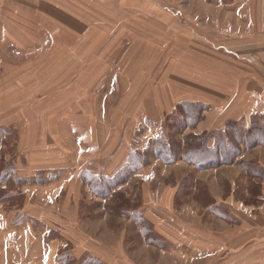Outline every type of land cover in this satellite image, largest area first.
<instances>
[{"label":"crops","instance_id":"crops-1","mask_svg":"<svg viewBox=\"0 0 264 264\" xmlns=\"http://www.w3.org/2000/svg\"><path fill=\"white\" fill-rule=\"evenodd\" d=\"M7 1L11 3L3 4L5 10L14 9L9 14L11 19H4L10 26L6 32L14 39L9 46L45 55H58L60 40L66 38L75 46H88L89 59L80 62L78 72L64 77L72 84L62 95L70 96L79 111L98 112L97 104L103 112L117 114L103 125L88 121L80 141L89 143L88 151L66 152V159L59 153L60 139L52 126L35 136L38 144H53L48 158L53 165L68 160L75 164L51 186L35 185L50 189V199L27 201L28 184H23L18 188L22 196L17 214L5 211L0 203V264H137L133 257L144 256L138 264H157L154 255H159L160 261L168 260L166 264H175L169 262L173 258H178L179 264L207 258L217 262L223 256L226 259L220 264H235L232 257L237 254L245 257L242 264H256L253 255L264 254V144L243 147L241 156L238 152L237 162H242L244 174L261 182L255 188L258 202L243 204L242 213L236 211L242 200L236 199L231 179L237 152H228L227 165L218 168L223 165L221 153L230 149L231 142L225 141L222 149L217 137H212L207 149L200 145L205 143L204 133L219 136L231 125L241 127L247 139L264 138V74L253 69L259 65L264 70V41H258L264 37V0H204L214 8L205 11L208 19L204 23L192 20L184 9L157 8V0ZM117 7H129L128 11L146 20L153 27L151 37L140 39L137 35V42L125 49L112 42V35L106 34L108 28L101 27L97 19L102 15L115 18L121 10ZM106 20L109 22V17ZM55 77L57 80L58 74ZM145 85L152 91L141 99L140 90ZM160 91L166 96L157 97ZM123 95L118 106L106 107L109 96L120 100ZM182 102H186L179 107L186 116L181 114L183 123L192 122L193 113L200 118L185 126L193 128L197 138L193 147L191 139L189 148L186 144L181 152L179 167L185 169L180 168L177 182L168 177L163 181L152 178L145 165L130 168L131 157L139 149L134 146L139 128H153L155 132L163 116ZM72 108L67 110H76ZM30 128L20 130L21 144L31 139ZM144 132L136 145L148 142L153 134L150 129ZM205 153L210 155L202 164ZM188 156L194 162H189ZM135 181L140 182L139 196L123 199L121 191ZM83 191L94 197L93 202L103 203V216L81 214ZM224 191L226 198L219 194ZM7 200L12 203L11 196ZM81 216L96 236L82 229ZM108 218L111 220L105 225ZM217 222L229 230L223 232ZM237 231L246 240L235 244Z\"/></svg>","mask_w":264,"mask_h":264},{"label":"rangeland","instance_id":"rangeland-1","mask_svg":"<svg viewBox=\"0 0 264 264\" xmlns=\"http://www.w3.org/2000/svg\"><path fill=\"white\" fill-rule=\"evenodd\" d=\"M10 3L11 2L7 0H0V203L3 204V209H5V211H12L13 214H17L21 209L19 204L22 196L20 193L21 190L18 189L19 186L28 184V190H26L27 193L26 196H24L27 201L29 199H33L34 201L43 199L46 201L47 199H50L49 193L51 190L46 189L47 187L38 188L35 185L51 186V184L58 181L59 178L67 172L68 168H72L75 164L68 160L57 166L53 165L54 163L52 161H48L54 148L53 144L48 142L38 144V142L35 141V136L42 135L47 127L50 128V126H52L53 129L51 128V130L60 139L59 153L62 158L66 159L69 151L78 150L81 152L84 151V153L88 151L87 147L89 143L86 142V145H84V143L80 141L84 138L85 128L89 125L90 121L95 120L98 124L103 125L112 114L115 115L117 113H105L103 112L104 109L101 110L102 107L97 104L95 108H98V112L89 113L79 111L77 109L78 107H73L74 103L71 102L70 96L67 97L62 95L63 92H65L64 90L68 88V85L72 84V80L65 79L64 77L73 72H78L77 70L82 68L80 62L89 59L87 56L88 46L85 47L82 45V48L80 46H75L74 44L76 43L74 41L66 38L60 40L58 55L33 53L34 49L31 52H25L15 47L13 44L9 46L12 42L14 43V39H12L13 37L6 32L7 28L10 26L4 23V19L10 20L11 17L9 14L12 10L14 11V9L8 7L5 10L3 4L10 5ZM114 6L116 5L114 4ZM156 7L160 9L162 7H167L171 8L173 11L184 9L185 14L186 11H188L192 20L199 19L200 23H204V19H208L206 17L207 12L205 11L212 12L214 9L211 6H208L204 0H157ZM117 8L125 11L122 12L121 10H118V14L115 15V18L108 15H102L97 19V22L101 27L108 28L106 34L109 36L112 35V42H118V46L125 49L127 46L137 42V37H135L137 35H140V39H144L146 36L149 38L151 37L153 27L148 26L146 20L141 19L139 15H135L128 11L127 9H129V7ZM5 14H8V16H5ZM108 17L109 22L106 20ZM182 20L185 21V16L182 17ZM119 30L121 31V35L117 34ZM99 33H102L100 29ZM15 35L19 36V32H16ZM258 39V41H264V37H258ZM91 40L92 39L87 41L86 45ZM252 41L254 42L257 40L254 39ZM84 52L86 55L83 57L82 54ZM261 57L263 60L264 52H261ZM253 69L264 74L263 68L259 65L253 66ZM56 74H58L57 80L55 79ZM152 77L154 76H151V78ZM151 83L150 79L148 84L151 85ZM147 85L140 90L142 94L141 99L145 96V92L152 91V89H147ZM58 89H60L59 93L57 92ZM156 96L165 97L166 95L163 91H160ZM124 97L125 95L121 96L119 100L117 96H109L106 107L115 108V106H118V104L124 100ZM185 103H177L175 111L170 114L165 113L166 115L163 116L161 126L158 127L155 132L153 128H139L136 141H134L135 148L138 147L139 149H137L131 157L129 162L130 168H138L145 165L146 169H150L152 178L161 179V181H163L165 177H168L169 179L172 178L174 183L177 182L176 178L179 176L178 173L180 172V168H183L179 167L181 152L183 149H186V144L187 148H189V142H192L191 139L193 142L192 145H190L193 147L197 138L194 129H185V126L195 124L196 119L200 118V114H198L199 117H197L196 113L195 115L193 113V121H187V123L184 121L185 123H183V121H181L183 118L181 117V114L184 115V113L179 111V107ZM94 105L95 104L90 103L91 107ZM38 107L41 109L49 107V109L41 111ZM69 107H73L72 109L76 110L70 112L67 110ZM58 109H66V111L57 112ZM204 110L205 107L202 108V111ZM184 117L186 116L184 115ZM26 126L31 127L28 130V135H31V139L26 140L28 141L25 142L26 144H21L20 130L21 132H24ZM148 129L153 133L149 138V141L141 143L140 145H138V143L136 145L137 142L141 141L139 139L142 138V134H145L144 131ZM224 131L225 132L220 133L219 136H216L215 133H204L202 138L205 139V143L200 146L207 149V142L212 137H217V141L220 142L222 149L226 145L224 143L225 141L231 142V145L229 146L230 149L226 150L224 148L221 154L225 157L223 160H226V154L228 152H237L235 159V166L237 169L235 168L236 171H233V177L231 179L235 183L236 199L242 200L241 202L237 201L238 205L236 206V211L242 213V210L240 209H242L243 204L247 206L258 202L259 193L255 188L257 189L261 182L256 180L253 175L251 176L252 179H250L244 174L240 168L242 162H237L239 159L238 152H240L241 156L243 147L252 149L259 144H264V138L258 139L255 137L253 139H247L245 138L244 131L241 127L236 125H231L230 128H227ZM183 135L184 138H182ZM240 143H243L244 145L242 146ZM78 145L81 148L84 146V150L79 148ZM238 149L240 150L238 151ZM186 153L187 152H183V155H186ZM208 157L209 154H207L206 157L202 156L200 159L202 164L207 163L206 161H208ZM232 160L230 159V162ZM226 165V162H223V165L221 163L218 168ZM166 169H169L167 174L165 173ZM83 176L85 180L88 178L85 175ZM221 176L223 175L221 174L219 178ZM135 182V185H125L124 190L121 191L123 199L126 200V197L130 198L132 196H139L140 182ZM111 183L114 184L115 182H109L108 184ZM222 183L223 181L221 180L220 184ZM110 188L111 187L108 185L107 190H110ZM11 191L16 193H11ZM219 194L221 196L223 195L225 198L227 197L226 191L220 192ZM10 196L12 203L7 202V197ZM93 198L94 197H92L89 192L86 193L83 191V193H81L82 206L80 212L81 214H88V216L93 218L101 217L104 215L103 203L93 202ZM134 200L137 199L135 198ZM110 201L113 202L114 200ZM111 205L112 204H109L110 208H112ZM49 208L53 209L51 207ZM53 214L57 215V212L55 211ZM84 217L81 216L82 220L80 225L82 229L88 235L96 236L90 232L89 224ZM258 217L263 219L261 216ZM110 220L111 219L108 218L105 225ZM216 224H219L220 230L223 232L229 230L223 223L217 222ZM110 225L111 223L107 226L109 227ZM236 235L237 238H235V244H238L239 241L246 240L242 232L237 231ZM257 235H253V238ZM154 257L157 264L160 262L165 264L168 263V260L160 261L158 259L159 255H154ZM133 258L134 263L138 264V260L145 258V256L139 259L136 257ZM171 258L172 257H170V259ZM233 258H235V264H242L245 257L241 254H237L235 257H232V259ZM225 259L226 257L223 256L220 257L217 262H215L216 259L214 260V258H207L195 262L190 260L186 264H220L223 263ZM252 260L253 263L264 264V254L261 256L253 255ZM145 262L148 263L149 261ZM169 262L175 264L181 263L180 260L178 261V258H173L172 261L170 260Z\"/></svg>","mask_w":264,"mask_h":264},{"label":"trees","instance_id":"trees-1","mask_svg":"<svg viewBox=\"0 0 264 264\" xmlns=\"http://www.w3.org/2000/svg\"><path fill=\"white\" fill-rule=\"evenodd\" d=\"M200 144V143H199ZM206 155L208 154V153H205ZM210 155V154H209ZM211 157V156H210ZM223 158H225L224 157V155H221V161L222 162H226V160H223ZM227 159V158H226ZM187 160L189 161V162H194V160L191 158V156H188L187 157Z\"/></svg>","mask_w":264,"mask_h":264}]
</instances>
